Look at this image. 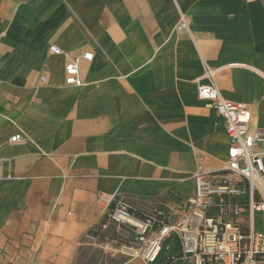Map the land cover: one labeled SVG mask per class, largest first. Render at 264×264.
<instances>
[{
	"label": "crops",
	"instance_id": "obj_1",
	"mask_svg": "<svg viewBox=\"0 0 264 264\" xmlns=\"http://www.w3.org/2000/svg\"><path fill=\"white\" fill-rule=\"evenodd\" d=\"M206 68L264 128V0H0V261L141 264L97 199L177 215L197 165L223 168L224 124L197 97Z\"/></svg>",
	"mask_w": 264,
	"mask_h": 264
},
{
	"label": "built area",
	"instance_id": "obj_2",
	"mask_svg": "<svg viewBox=\"0 0 264 264\" xmlns=\"http://www.w3.org/2000/svg\"><path fill=\"white\" fill-rule=\"evenodd\" d=\"M186 28L181 18L176 29ZM48 51L63 54L53 45ZM91 59L92 54L85 53L67 60L64 73L68 84H82L80 64ZM197 97L224 124L228 147L223 168L208 171L197 165L191 175L193 195L177 215L160 208L149 213L131 210L115 196L100 193L97 201L104 222L133 233V244L121 246L120 251L131 259L138 258L141 264H154L162 251L176 242L179 256L172 258L173 264H264V128H251L248 108L220 95L214 69L206 68L197 84ZM20 139L16 134L9 142ZM257 214L261 216V228L257 226ZM97 237L92 233L87 236L90 240Z\"/></svg>",
	"mask_w": 264,
	"mask_h": 264
},
{
	"label": "rangeland",
	"instance_id": "obj_3",
	"mask_svg": "<svg viewBox=\"0 0 264 264\" xmlns=\"http://www.w3.org/2000/svg\"><path fill=\"white\" fill-rule=\"evenodd\" d=\"M255 217H256V221H257V226L259 228H261L262 227L261 216L259 214H257ZM118 247H121V246L118 245ZM168 247H169V250L164 249L162 251L160 257L158 258L157 262L154 264H166L167 261H169V263H171V264L174 263V262H172V258H177L179 256L178 245L175 243L173 246H172V244H170ZM118 250H119V248H118ZM124 259H120L119 263H124ZM107 260H111V258L107 257ZM139 264H140V262H139Z\"/></svg>",
	"mask_w": 264,
	"mask_h": 264
},
{
	"label": "trees",
	"instance_id": "obj_4",
	"mask_svg": "<svg viewBox=\"0 0 264 264\" xmlns=\"http://www.w3.org/2000/svg\"><path fill=\"white\" fill-rule=\"evenodd\" d=\"M174 244H175V243H174ZM174 244H173V245H174ZM176 244H177V242H176ZM177 245H178V244H177ZM178 248H179V247H178ZM159 257H160V256H159ZM167 259H168V258H167ZM157 260H158V259H157ZM156 262H157V261H156ZM156 262H155V263H156ZM167 263L170 264L169 261H167L166 264H167Z\"/></svg>",
	"mask_w": 264,
	"mask_h": 264
}]
</instances>
